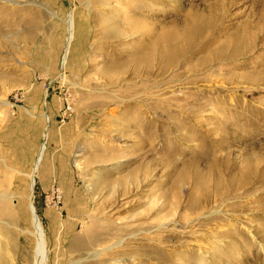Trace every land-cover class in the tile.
I'll return each instance as SVG.
<instances>
[{
    "label": "rangeland",
    "instance_id": "obj_1",
    "mask_svg": "<svg viewBox=\"0 0 264 264\" xmlns=\"http://www.w3.org/2000/svg\"><path fill=\"white\" fill-rule=\"evenodd\" d=\"M33 217L45 264H264V0H0V264Z\"/></svg>",
    "mask_w": 264,
    "mask_h": 264
},
{
    "label": "bare ground",
    "instance_id": "obj_2",
    "mask_svg": "<svg viewBox=\"0 0 264 264\" xmlns=\"http://www.w3.org/2000/svg\"><path fill=\"white\" fill-rule=\"evenodd\" d=\"M154 50V46H153ZM151 56H153V51L149 49V51L143 55H140V58H136V63L137 64H142V63H148V58L150 59ZM33 224H34V229H35V236L37 237V255H36V264H45L46 262V250H45V242L43 238V230L41 228V225L38 224L36 219L33 217ZM11 264V263H8Z\"/></svg>",
    "mask_w": 264,
    "mask_h": 264
}]
</instances>
